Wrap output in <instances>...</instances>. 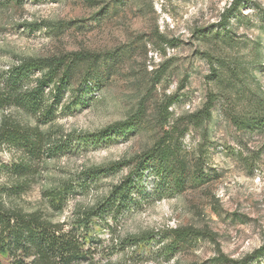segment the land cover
Segmentation results:
<instances>
[{
	"label": "rangeland",
	"instance_id": "rangeland-1",
	"mask_svg": "<svg viewBox=\"0 0 264 264\" xmlns=\"http://www.w3.org/2000/svg\"><path fill=\"white\" fill-rule=\"evenodd\" d=\"M231 2L0 0V71L29 57L76 51L96 56L79 64L64 105L40 125L79 147L39 163L27 190L14 199L24 211H40L69 228L134 161L85 189L76 186L58 211L46 191L77 181L84 169L149 149L161 134L165 99L173 100L171 122L203 110L209 93L215 94L209 116L188 124L181 140L194 174L181 188L169 189L146 170L127 210L115 220L107 214L88 224L91 249L80 264H264V252L256 257L264 247V125L234 121L264 108V0H242L228 13ZM70 96L76 103L67 104ZM140 106L143 115L132 130L104 144L77 141L125 121ZM6 113L36 124L18 108L0 110V120ZM179 227L199 233L170 249L171 229ZM130 237L137 242L122 248L119 240Z\"/></svg>",
	"mask_w": 264,
	"mask_h": 264
},
{
	"label": "trees",
	"instance_id": "trees-1",
	"mask_svg": "<svg viewBox=\"0 0 264 264\" xmlns=\"http://www.w3.org/2000/svg\"><path fill=\"white\" fill-rule=\"evenodd\" d=\"M242 0H232L227 12H233ZM91 53L76 51L60 56L23 58L0 71V110L18 108L36 119L35 125L22 123L11 114H3L0 120V264H80L88 260L91 247L88 224L94 218L105 219L111 215L116 219L127 210L140 194L138 183L146 170L157 178L160 184L167 183L170 189L181 188L194 174L185 154L181 140L188 130V124H197L202 116H209L214 93H209L203 110L182 115L170 122L169 106L172 98H167L160 110L161 134L152 146L127 161H114L105 166L90 167L72 179L62 182L60 188L46 191L50 207L58 211L68 200L75 187H87L101 176L115 172L134 161L128 174L113 184L108 194L93 206L83 209L80 216L69 227L53 223L40 211L27 212L14 203V199L24 193L39 169V163L47 158L73 152L79 143L72 144L68 136H56L50 130L43 132L40 125L52 121L64 103L63 98L73 90L72 82L78 76L79 64L84 60L95 59ZM39 72V75H35ZM77 72V73H76ZM89 71L81 80L90 82ZM214 74H216L214 72ZM70 96L67 104H73ZM254 109L236 123L258 126L264 125V108ZM143 115L142 106L125 121L108 125L97 132L80 136L88 144H104L115 135L132 130ZM75 140V141H76ZM3 153H8L6 160ZM190 168V169H189ZM142 196V195H140ZM174 240L169 246L173 249L179 241L199 233L193 227L171 229ZM131 242L125 245V240ZM122 248L134 245L136 238H121ZM264 252L257 251L256 257Z\"/></svg>",
	"mask_w": 264,
	"mask_h": 264
}]
</instances>
